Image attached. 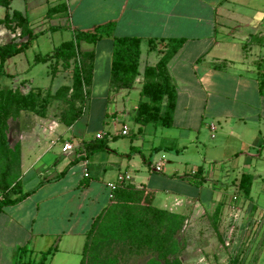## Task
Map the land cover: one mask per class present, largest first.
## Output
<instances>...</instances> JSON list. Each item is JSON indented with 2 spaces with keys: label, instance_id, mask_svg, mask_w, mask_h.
I'll list each match as a JSON object with an SVG mask.
<instances>
[{
  "label": "crops",
  "instance_id": "1",
  "mask_svg": "<svg viewBox=\"0 0 264 264\" xmlns=\"http://www.w3.org/2000/svg\"><path fill=\"white\" fill-rule=\"evenodd\" d=\"M229 4L234 8L230 9ZM51 10L54 12L49 15ZM0 11L2 19L5 9L0 6ZM8 12L20 13L28 20L33 35L28 48L35 44L39 49L38 39H50L44 56L50 55L62 43L73 40L77 31H89L107 23H113L116 37L139 38L138 75L129 90L109 89L111 38H102L94 44L80 42L77 46V64L91 65L90 89L98 87L96 82L101 75L102 80H106L103 88L107 92L121 94L125 98L133 90L140 96L143 71L158 63L168 40H184L166 65L176 92L179 88L178 77L200 79L196 66L202 60L204 68L200 70L203 77L208 73L206 80L211 78L209 71L217 72L220 77L221 73H225L223 71L228 70V59L223 58L221 64H211L205 60L214 49L234 40L245 44L244 52L240 54L244 55L239 62L241 67L233 77L237 104L228 106L221 102L219 112L209 115L210 131H216L212 121H229L227 126L233 127L235 139L240 143V149L232 155L231 167L229 172L222 175V181H212L214 176L211 175L210 183L202 167L188 169L187 166L182 167L181 163H177L167 174L165 157L161 155L153 164L147 163L149 174L155 178L151 180L148 177L145 182L135 183L126 173L129 166L120 156L125 155L128 163L135 162L132 157L138 155L139 147H132L134 152L126 154L122 147L117 149L112 146L110 151L96 152L70 164L79 157L83 145L94 140L96 134H102L103 139L108 134L99 129L98 123L88 127L84 122V110L71 126L61 124L57 116L66 108V104L60 100L50 101L45 117L21 111L15 120H9L7 143L20 147L21 191L30 194L0 212V264H17L19 249L23 247L25 252L21 261L37 263L43 253L52 250L42 264L49 259L53 264H80L85 234L94 219L110 203L111 193L107 184L122 174L118 169L113 181L107 179V170L112 166L124 168L130 177L127 185L152 192L153 205L159 209L192 216L199 210L211 212L218 207L224 216L231 217L232 222L241 221L242 225L249 224L245 223L246 220H251L252 224L260 222L254 235L258 244L253 251L249 250L247 258L250 264L256 259L255 264H264V246L259 253L264 242V197L259 186L260 181L264 182V168L255 161L260 148L264 146V0H10ZM228 20L232 22L235 37L225 34L232 26L227 25ZM219 25L223 26V31L218 30ZM26 40L27 37L21 36L17 26L0 24V45L19 44ZM186 50L193 51L190 57L182 56ZM25 51L5 61L0 76L2 88L20 86L25 92L33 87L44 96L48 93L54 95L62 86H71L72 62L67 69L61 64L55 65L53 59L38 63L33 61L30 65L26 58H17ZM89 54H92L90 60L86 58ZM5 65H8L6 69ZM37 73L44 74L43 88L31 85L36 81ZM3 80L8 82V86H3ZM213 93L203 92L204 103ZM217 93L225 98L226 92ZM177 100L176 93L173 126L176 124ZM134 108L130 116L132 120ZM122 112L124 114L125 110ZM138 126L137 135L140 137L144 133L142 127L146 125ZM168 139L171 138H161L160 147L170 148V144L163 145L164 140ZM66 142L72 144L73 150L64 154L61 149ZM178 150L175 147L176 154ZM73 152H76V157L69 160ZM239 154L245 155L241 164ZM67 156L69 162L62 164ZM141 162L146 164L145 158L142 157ZM159 163L161 172L152 171V166ZM198 169L202 170L198 179H204L201 185L192 182L191 178L192 174L195 176L198 173ZM63 171L64 174L60 176ZM242 174H248L251 178L247 199L237 195ZM241 210L245 211L243 221L239 213Z\"/></svg>",
  "mask_w": 264,
  "mask_h": 264
},
{
  "label": "trees",
  "instance_id": "2",
  "mask_svg": "<svg viewBox=\"0 0 264 264\" xmlns=\"http://www.w3.org/2000/svg\"><path fill=\"white\" fill-rule=\"evenodd\" d=\"M9 4L10 0H0V6L5 9L0 24L17 26L21 36L27 37V40L19 44L0 45V76L5 61L24 52L33 40L28 20L20 13H9ZM53 12L54 10L49 11V15ZM113 32V23L98 25L89 31H77L73 40L62 43L50 55L35 57V63L53 59L55 65L61 64L65 69L73 63L71 86L60 87L54 95L48 93L42 96L40 90L33 87L23 92L20 86L2 88L0 85V212L7 206L21 202L30 194L21 191L20 147L18 144L10 146L7 143L8 121L15 120L21 111L45 117L53 99L66 104V108L57 116L61 124L71 126L82 116L91 86V65L82 62L77 64V46L80 42L94 44L102 38H111L109 89L129 90L133 86L138 75L140 39L116 37ZM183 43V39L168 40L158 63L144 69L141 100L133 111L135 124L173 127L176 91L167 74L166 65ZM91 57L92 54L86 56L89 60ZM106 150L105 139L94 138L83 145L79 150V157L70 164ZM201 172L198 169V173L191 177L192 182L197 185H201L204 180L198 179ZM63 174L64 171L60 176ZM250 187V176L242 174L237 195L247 199ZM153 199V193L146 190H138L130 185L118 188L112 194L109 205L94 219L85 234L80 264H134L131 261L140 257H147L146 264H182L180 256L183 245L178 236L187 215L159 209L153 205ZM218 214H221V210L217 207L214 215ZM24 252V247L19 249L17 264H42L52 250L43 253L37 263L21 261ZM245 253L239 250V246L232 249V263H250Z\"/></svg>",
  "mask_w": 264,
  "mask_h": 264
},
{
  "label": "rangeland",
  "instance_id": "3",
  "mask_svg": "<svg viewBox=\"0 0 264 264\" xmlns=\"http://www.w3.org/2000/svg\"><path fill=\"white\" fill-rule=\"evenodd\" d=\"M229 8L233 9L234 7L232 4H229ZM230 19L232 20V18ZM231 20L227 21V25H232ZM223 29V26L219 25L218 30L223 31ZM227 30L225 33L226 36L235 37L233 25ZM49 40L47 37L38 39L37 42L40 44L39 49L36 48L35 44L34 46L32 44L25 53L17 58H26L25 60L32 65L34 58L38 54L44 56L47 53V47L50 46ZM244 44L245 42L243 41L240 44L239 40H234L232 43H225L220 48L214 49L206 56L205 60L210 61L211 64H221L223 58L228 59L226 61L228 65L226 69L228 70L223 71L225 73H221L222 75L220 77L217 72L209 71L211 78L206 80L208 73L203 77L200 70L204 68L201 65L203 60L196 66L198 70L197 75L200 78H195L197 82L192 78L178 77V80H176L178 81L179 88L176 92L178 94V100L175 126L171 128H154L151 124H148L142 127L144 133L140 137L137 135L139 126L130 117L132 108L139 101V93L133 90L125 98L124 95H115L113 92H107L103 88L106 80H102L100 75V80L96 82L98 87L94 90H88V99L83 109L86 117L85 124H88V127L91 128L98 123L99 129L105 134H108L105 137V142L107 143V149L109 151L112 149V146L114 148L118 147L117 149L122 147L124 149L122 151H125L124 153L126 154L134 152L132 147L136 149L139 147L141 149L138 155L132 157L135 162L130 161L128 163L125 155L120 156L121 160L129 166V170L126 172L124 168L122 169V166H112L107 170V179L113 181L118 169H121V173H128L135 183L145 182L148 177L153 180L155 176L149 174V166L147 163L153 164L161 155H164V162H166L164 166L167 169L165 170L167 174H170L169 171L177 163H181L182 167L187 166L188 169L202 167L207 172L209 182L213 178L211 175L214 176L212 181H222V175L229 172L228 170L233 160L232 155L239 151L240 143L235 139V130L233 127L227 126L229 121L225 123L221 120H218L220 122L212 121L216 127V131H210L208 127L210 123L209 115H216L219 112L221 102L226 103L228 106L237 104L233 77H235V74H237L241 67L239 62H241V56L244 55L240 54L242 51L244 52ZM192 52V50H186L182 56L186 58L190 57ZM7 66L5 65L4 69ZM8 69L10 68L8 67ZM35 77H37L35 79L36 81L31 85L42 87L44 85L43 83H45L44 74L38 75L37 73ZM218 78L222 79L218 80ZM7 83V81L3 80L4 87L8 86ZM222 84H224V87H222ZM203 92H214L205 103L203 101L205 99ZM217 92H226L225 98ZM204 108H206L205 111ZM123 110H125L124 114L122 112ZM122 125H125L129 130L127 136L120 135ZM165 136L171 139L164 140L165 143L163 145L170 144V148L162 145L160 147V140L161 138H165ZM151 147L154 148L152 149ZM175 147L179 148L177 154ZM108 150L100 152L105 153ZM244 156V154L238 155L240 164L243 162ZM75 157L76 152H73L69 160ZM142 157L145 158L146 164L141 162ZM255 159L259 166L264 168V146L260 148L259 155ZM67 162H69L68 156L62 164ZM76 166L74 165V167ZM259 186L260 188L262 187V195L264 197V182L262 183L260 181ZM214 212L215 209L211 212L199 210L192 216L187 215L178 236L183 245V251L180 256L182 264H233L230 255L232 249L239 246V250H242V253L246 252L245 254L248 256L249 250L253 251L257 246L258 242L254 240V235L259 229L260 222H253L252 224L251 220H246L245 223L248 222L249 224L242 225L243 223L241 221L232 222L229 215L224 216L221 212V214L215 216ZM239 213L243 217V221L245 211L241 210ZM231 226L234 227L233 233L227 242L226 234L230 231ZM226 242L228 243L227 246L225 244ZM263 246L264 242L260 246L259 253ZM146 259L147 257H140L131 262L134 264H146ZM256 261L257 259L252 264H255ZM247 263L250 264L249 262ZM45 264L53 263H50L49 259Z\"/></svg>",
  "mask_w": 264,
  "mask_h": 264
},
{
  "label": "built area",
  "instance_id": "4",
  "mask_svg": "<svg viewBox=\"0 0 264 264\" xmlns=\"http://www.w3.org/2000/svg\"><path fill=\"white\" fill-rule=\"evenodd\" d=\"M128 135V129L124 126L122 129H121V136H127ZM95 139H102L103 138V135L98 133L95 135L94 137ZM73 150V146L72 144L70 143H64L63 146H62V153L66 154V153H69ZM152 171L154 172H161V164H156L154 166H152ZM194 175V174H192ZM87 176V175H85ZM130 181V177L128 174L124 173V174H119L117 177H116V180L114 182H111V183H108L107 184V187L111 193V196L112 194L118 189V188H123L125 186H127L128 182ZM235 219V218H234ZM233 226L230 227V231L228 232V234H226V240L227 242L230 240V237H231V234L233 233ZM225 243L226 246L228 245V243Z\"/></svg>",
  "mask_w": 264,
  "mask_h": 264
}]
</instances>
